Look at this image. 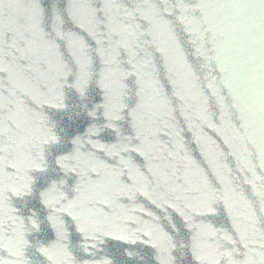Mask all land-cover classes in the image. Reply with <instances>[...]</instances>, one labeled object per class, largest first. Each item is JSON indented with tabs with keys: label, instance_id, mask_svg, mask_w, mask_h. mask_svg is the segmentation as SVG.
Here are the masks:
<instances>
[{
	"label": "water",
	"instance_id": "1",
	"mask_svg": "<svg viewBox=\"0 0 264 264\" xmlns=\"http://www.w3.org/2000/svg\"><path fill=\"white\" fill-rule=\"evenodd\" d=\"M0 264H264V0H0Z\"/></svg>",
	"mask_w": 264,
	"mask_h": 264
},
{
	"label": "snow or ice",
	"instance_id": "2",
	"mask_svg": "<svg viewBox=\"0 0 264 264\" xmlns=\"http://www.w3.org/2000/svg\"><path fill=\"white\" fill-rule=\"evenodd\" d=\"M52 24L54 25L53 29V36L56 39H61L59 36V32L57 29L60 31H64V25L66 23V20L58 15V14H53L51 17ZM71 62V60H70ZM75 90H77L81 95H84L87 90H88V85L84 77L77 75H74L73 78V83L71 85ZM119 113L118 112H110L107 114V124L106 127H111L112 125L116 124V122L119 120ZM115 131V129H113ZM60 143V139L57 138H51L49 141L50 145H58ZM55 166L63 171L65 168V157L62 155L59 156L58 159L55 161ZM49 171V163L43 167H39L36 170V174H43L47 173ZM36 178V175H35ZM34 183L30 181L28 185H26L23 189L20 190V195L22 197H30L33 195V190H34ZM56 191H67L68 195L65 197H62L59 202H57L55 205H53L52 199H51V194ZM72 195L71 191H68L67 189L63 188V180H53L51 183L48 184L47 188L41 192H39V198L40 202L49 210L48 216H47V224L48 227L50 228L55 225V228L57 229L58 233L60 234V240L59 243L63 244L64 239L67 236L68 233V224H67V219L68 217H71L70 221L72 223L73 227H76L77 222L80 220V218L76 215H74L71 211V207L73 205V201L69 200L68 197ZM208 210L211 209V203L209 202L207 205ZM63 213V214H61ZM31 229L34 232H39L41 230V224L38 221L37 218L32 217V223H31ZM175 235V233H173ZM170 244H174L177 247V241H170ZM49 251L48 246H44L41 249L42 254L44 255L46 261L48 259L47 253Z\"/></svg>",
	"mask_w": 264,
	"mask_h": 264
}]
</instances>
